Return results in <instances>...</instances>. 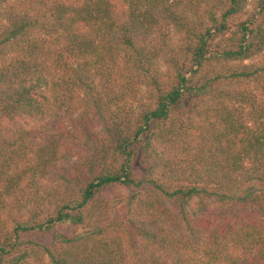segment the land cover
Returning <instances> with one entry per match:
<instances>
[{"label": "trees", "instance_id": "obj_1", "mask_svg": "<svg viewBox=\"0 0 264 264\" xmlns=\"http://www.w3.org/2000/svg\"><path fill=\"white\" fill-rule=\"evenodd\" d=\"M0 14V264H264V0Z\"/></svg>", "mask_w": 264, "mask_h": 264}, {"label": "rangeland", "instance_id": "obj_2", "mask_svg": "<svg viewBox=\"0 0 264 264\" xmlns=\"http://www.w3.org/2000/svg\"><path fill=\"white\" fill-rule=\"evenodd\" d=\"M248 8H250V5H248ZM2 16L3 15L0 14V20L2 19ZM263 59H264V50L261 52V54L257 55L251 60L259 61ZM122 210H123V205L121 204L117 205L116 212L121 214ZM73 234H74V229L72 225H70L69 223H66V224L55 226L51 231H49L48 233H45L44 235L37 233L32 236L36 239H45V240L51 241V240H55L57 236L65 237V236H71Z\"/></svg>", "mask_w": 264, "mask_h": 264}]
</instances>
